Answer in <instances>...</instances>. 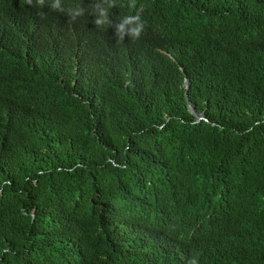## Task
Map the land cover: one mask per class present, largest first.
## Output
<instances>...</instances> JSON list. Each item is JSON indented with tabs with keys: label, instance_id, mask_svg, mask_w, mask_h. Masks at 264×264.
Returning <instances> with one entry per match:
<instances>
[{
	"label": "trees",
	"instance_id": "1",
	"mask_svg": "<svg viewBox=\"0 0 264 264\" xmlns=\"http://www.w3.org/2000/svg\"><path fill=\"white\" fill-rule=\"evenodd\" d=\"M97 2L0 0V264H264V0Z\"/></svg>",
	"mask_w": 264,
	"mask_h": 264
},
{
	"label": "clouds",
	"instance_id": "2",
	"mask_svg": "<svg viewBox=\"0 0 264 264\" xmlns=\"http://www.w3.org/2000/svg\"><path fill=\"white\" fill-rule=\"evenodd\" d=\"M29 4L33 3V0H28ZM46 0H36V5L39 8H43ZM48 6L52 11L59 13H66L73 22L85 15V9L83 7H69L64 6L63 0H47ZM117 0H98V2L91 9V15L95 17L94 24L100 28L114 27L116 30V36L118 42L125 40L126 36H129L132 40H139L144 33L146 21H144L140 15H127L123 16L119 23L113 19L112 9L116 7ZM131 8H135V2L130 4ZM41 16L46 15L41 12ZM47 42L42 43V48H46ZM188 264H200V257L193 255L189 260Z\"/></svg>",
	"mask_w": 264,
	"mask_h": 264
},
{
	"label": "water",
	"instance_id": "3",
	"mask_svg": "<svg viewBox=\"0 0 264 264\" xmlns=\"http://www.w3.org/2000/svg\"><path fill=\"white\" fill-rule=\"evenodd\" d=\"M185 84L187 86V89H189L190 88V79H186ZM186 97H188V91L186 92ZM189 106H190V109H191L192 113L197 116L198 120H201L203 117L200 114L199 115L196 114L195 106L193 104H191V103H189Z\"/></svg>",
	"mask_w": 264,
	"mask_h": 264
},
{
	"label": "rangeland",
	"instance_id": "4",
	"mask_svg": "<svg viewBox=\"0 0 264 264\" xmlns=\"http://www.w3.org/2000/svg\"><path fill=\"white\" fill-rule=\"evenodd\" d=\"M20 90V89H19Z\"/></svg>",
	"mask_w": 264,
	"mask_h": 264
}]
</instances>
